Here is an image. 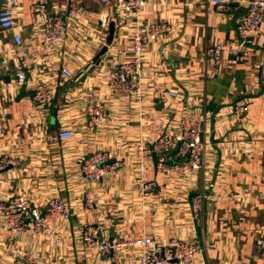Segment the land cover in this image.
<instances>
[{
  "label": "crops",
  "instance_id": "1",
  "mask_svg": "<svg viewBox=\"0 0 264 264\" xmlns=\"http://www.w3.org/2000/svg\"><path fill=\"white\" fill-rule=\"evenodd\" d=\"M20 1L15 32L22 44H14L11 32H0V156L19 163L0 173V195L24 194L36 206L59 196L70 216L46 237L3 227L0 260L17 264L29 256L37 264H136V248L124 250L113 263L86 247L83 227L91 224L101 228L100 240L193 239L198 248L192 264H264V21L256 32L241 36L238 23L248 0H230L225 12L209 0H150L136 16L118 14L113 0H45L50 9L80 10L65 44L53 49L33 33L32 1ZM163 20L170 31L145 49L136 77L142 102L107 92L104 66L131 58L133 27ZM111 21L112 42L87 73ZM241 42L252 51L250 63L242 58ZM219 43L220 62L206 61L204 49ZM62 67L75 78L61 74ZM18 70L28 79L20 86ZM36 83L52 93L47 108L32 106ZM171 91L177 96H169ZM239 106L246 111L237 118ZM184 118L202 120L201 169L186 177L165 174L157 170L153 153L141 163L138 150L152 149L161 129H173ZM62 130L71 131L72 138L61 140ZM174 150L168 158L180 164L184 159ZM93 152L109 154V163L119 161L122 167L101 181L86 182L80 164ZM142 165L146 182L155 184L143 195ZM197 195L204 201L195 216L191 199Z\"/></svg>",
  "mask_w": 264,
  "mask_h": 264
},
{
  "label": "built area",
  "instance_id": "2",
  "mask_svg": "<svg viewBox=\"0 0 264 264\" xmlns=\"http://www.w3.org/2000/svg\"><path fill=\"white\" fill-rule=\"evenodd\" d=\"M29 20L33 33L42 39V44L47 49L62 47L68 35V28L74 17L80 14L79 8L75 5L64 11L50 9L45 0H30ZM115 9L122 16H136L141 12L150 0H113ZM106 3L107 0H102ZM217 12H225L230 9V0H209ZM21 4L20 0H0V32L12 33V39L15 45L22 44L20 34L15 30L17 28L16 10ZM264 21V0H248L246 11L239 19V33L243 38L252 32H256L260 24ZM170 31V26L164 20L161 22H152L148 25L140 24L133 27L130 33L131 58L119 63H109L104 66L106 74V90L109 93L125 96L133 102L140 103L144 97L136 77L141 70V60L145 49L154 41L159 40L165 32ZM242 58L250 63L252 51L244 46V42L239 44ZM223 45L214 44L204 49V58L210 63H219L223 55ZM4 67H7L9 60H2ZM67 79L72 80L75 74L71 73L66 67L60 70ZM16 83L20 86L25 84L27 74L23 70H18L15 74ZM32 106L47 108L52 102V93L44 84L36 83L33 86ZM171 97L177 94L173 91L168 93ZM96 119L102 117L100 107L95 108ZM246 111V107L239 106L236 109V117L240 118ZM202 120L184 118L179 119L174 128H163L159 131L152 149L141 147L138 150L139 161L142 163L153 153L155 164L158 171L165 174L170 173L175 177H186L190 171L201 169L200 163V136L203 132L201 126ZM73 134L69 130H62L59 138L63 141L70 140ZM177 149V156L184 159L180 164L168 163L169 153ZM107 153L93 152L87 155L81 161V174L88 183L101 181L109 173H112L122 165L119 161H113ZM18 161L4 154L0 156V173L7 167H17ZM141 167V174L138 181V190L140 194H145L155 186L153 182H146L144 165ZM86 203L91 206L90 196H85ZM192 209L195 216L201 210L203 197L197 195L192 199ZM70 216L68 205L59 196H52L47 199L43 205L36 206L24 194L12 197H2L0 195V234L5 227L10 233L21 234L29 232L33 235L48 236L51 231L58 226V223L65 224ZM101 228L87 224L83 227L82 242L88 247L96 250L103 258L118 262L121 253L126 249H137L136 264H192L196 258L197 245L193 239L173 238L166 243H159L154 238L141 237L132 242L109 241L98 238ZM55 245L60 244L59 237H54ZM260 247L264 248V239L260 242ZM0 264H4L0 260ZM17 264H37L31 257H22Z\"/></svg>",
  "mask_w": 264,
  "mask_h": 264
},
{
  "label": "water",
  "instance_id": "3",
  "mask_svg": "<svg viewBox=\"0 0 264 264\" xmlns=\"http://www.w3.org/2000/svg\"><path fill=\"white\" fill-rule=\"evenodd\" d=\"M113 33H114V22L111 21L108 25V32H107V38L105 41V45L95 54L94 58L91 61V64L88 68H86V72L87 73H91V71L93 70V68L99 63L100 58L105 54L108 45L111 44L112 39H113ZM84 75V74H83ZM82 73H79V75L77 77L83 76ZM174 151H177V149H175ZM156 161L155 156H154V162ZM168 163H171V161L169 160ZM111 242L113 241L112 238Z\"/></svg>",
  "mask_w": 264,
  "mask_h": 264
}]
</instances>
